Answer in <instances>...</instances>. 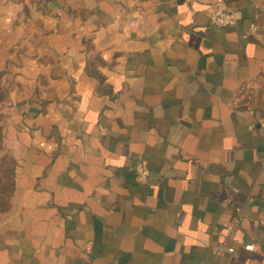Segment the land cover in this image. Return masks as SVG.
I'll use <instances>...</instances> for the list:
<instances>
[{
  "label": "crops",
  "instance_id": "1",
  "mask_svg": "<svg viewBox=\"0 0 264 264\" xmlns=\"http://www.w3.org/2000/svg\"><path fill=\"white\" fill-rule=\"evenodd\" d=\"M0 76V264H264V0H0Z\"/></svg>",
  "mask_w": 264,
  "mask_h": 264
},
{
  "label": "rangeland",
  "instance_id": "2",
  "mask_svg": "<svg viewBox=\"0 0 264 264\" xmlns=\"http://www.w3.org/2000/svg\"><path fill=\"white\" fill-rule=\"evenodd\" d=\"M0 89L4 94L5 100V89L2 88L0 82ZM0 104V222L5 218L7 212L10 210L8 206L9 199L8 196L11 193L12 182H14V158L9 152L8 148L4 144V131H3V114H2V105Z\"/></svg>",
  "mask_w": 264,
  "mask_h": 264
},
{
  "label": "built area",
  "instance_id": "3",
  "mask_svg": "<svg viewBox=\"0 0 264 264\" xmlns=\"http://www.w3.org/2000/svg\"><path fill=\"white\" fill-rule=\"evenodd\" d=\"M209 20L211 24L217 27H228L236 24L237 15L233 10L220 3L215 10H209ZM131 24L133 26L137 25L136 22H132ZM252 28L254 27L252 26ZM134 172L139 183H147L150 176V170L146 161L137 163L134 168ZM232 253H234V249L227 247L224 243L218 245L215 249V255L217 256H223L225 254Z\"/></svg>",
  "mask_w": 264,
  "mask_h": 264
},
{
  "label": "trees",
  "instance_id": "4",
  "mask_svg": "<svg viewBox=\"0 0 264 264\" xmlns=\"http://www.w3.org/2000/svg\"><path fill=\"white\" fill-rule=\"evenodd\" d=\"M0 80H1V76H0ZM3 100H4V94L2 93V91H1V89H0V104L3 102ZM2 117H1V114H0V119H1ZM15 161H14V173H15ZM12 188L13 189H11V193L9 194V196H8V199H9V203H8V206H10V208H11V198H12V195H13V192H14V182H12Z\"/></svg>",
  "mask_w": 264,
  "mask_h": 264
}]
</instances>
